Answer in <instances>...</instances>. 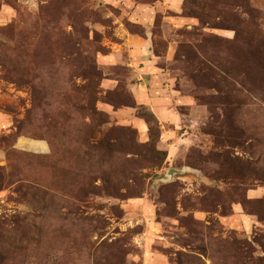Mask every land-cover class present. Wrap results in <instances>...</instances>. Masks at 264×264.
<instances>
[{"label":"rangeland","instance_id":"1","mask_svg":"<svg viewBox=\"0 0 264 264\" xmlns=\"http://www.w3.org/2000/svg\"><path fill=\"white\" fill-rule=\"evenodd\" d=\"M0 264H264V0H0Z\"/></svg>","mask_w":264,"mask_h":264},{"label":"trees","instance_id":"2","mask_svg":"<svg viewBox=\"0 0 264 264\" xmlns=\"http://www.w3.org/2000/svg\"><path fill=\"white\" fill-rule=\"evenodd\" d=\"M87 150L89 151H96L98 150V144L95 141H90L86 144Z\"/></svg>","mask_w":264,"mask_h":264},{"label":"water","instance_id":"3","mask_svg":"<svg viewBox=\"0 0 264 264\" xmlns=\"http://www.w3.org/2000/svg\"><path fill=\"white\" fill-rule=\"evenodd\" d=\"M168 175H169V177L172 175V171H170L169 173H168Z\"/></svg>","mask_w":264,"mask_h":264}]
</instances>
